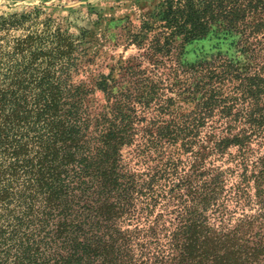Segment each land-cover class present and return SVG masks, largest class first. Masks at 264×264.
I'll return each mask as SVG.
<instances>
[{
  "label": "trees",
  "instance_id": "16d2710c",
  "mask_svg": "<svg viewBox=\"0 0 264 264\" xmlns=\"http://www.w3.org/2000/svg\"><path fill=\"white\" fill-rule=\"evenodd\" d=\"M43 14L0 15V264H264V0H158L108 74Z\"/></svg>",
  "mask_w": 264,
  "mask_h": 264
},
{
  "label": "rangeland",
  "instance_id": "374dc122",
  "mask_svg": "<svg viewBox=\"0 0 264 264\" xmlns=\"http://www.w3.org/2000/svg\"><path fill=\"white\" fill-rule=\"evenodd\" d=\"M158 0H0V15L23 12L39 6L43 9L42 18L50 16L56 23L71 28L78 33L80 28L91 30L97 35L93 47L100 49L95 72L108 74L120 60L136 54L134 45L122 38L116 41L117 33L128 20L139 24L141 16L149 13ZM105 35V36H104ZM201 44L188 46L185 58L194 61L205 54L210 47ZM117 70L114 74H117ZM94 98L105 102L104 94L97 91Z\"/></svg>",
  "mask_w": 264,
  "mask_h": 264
}]
</instances>
